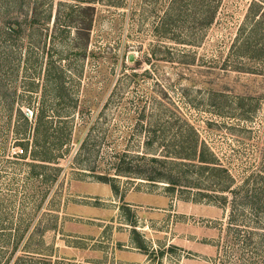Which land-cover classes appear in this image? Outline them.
<instances>
[{"label":"rangeland","instance_id":"rangeland-1","mask_svg":"<svg viewBox=\"0 0 264 264\" xmlns=\"http://www.w3.org/2000/svg\"><path fill=\"white\" fill-rule=\"evenodd\" d=\"M15 1L0 0V54L16 66L0 80L14 105L0 100V264H264L257 235L248 244L227 235L228 207L195 200L212 188L207 178L169 191L135 177L149 167L136 159L134 173L114 176L115 191L83 169L115 173L109 163L122 152L156 147L168 161H188L180 154L198 142L230 171L232 187L264 185V19L248 38L254 0H220L215 14L216 0ZM90 20L82 55L74 35ZM50 59L65 70L46 81ZM45 90L50 110L62 111L57 96L75 106L64 113L71 143L54 184L33 175L31 147L18 144L20 109L32 118L27 104ZM81 143L86 161L73 164ZM197 170L179 172L187 181Z\"/></svg>","mask_w":264,"mask_h":264},{"label":"trees","instance_id":"trees-1","mask_svg":"<svg viewBox=\"0 0 264 264\" xmlns=\"http://www.w3.org/2000/svg\"><path fill=\"white\" fill-rule=\"evenodd\" d=\"M15 0H10L14 2ZM45 1V0H42ZM218 1V2H217ZM8 2V1H7ZM16 2V1H15ZM214 6L209 5V8L215 11L217 10L220 0H216ZM31 13L35 11L38 12L39 4L33 2ZM11 4H5L4 11L11 12L13 9L17 12V9ZM257 5L260 13L251 12L253 8L251 7L250 13L247 14V17H252L255 20V24L252 26L250 32L248 33V38L255 36L258 33V26L260 25L262 19H264V0H254L251 6ZM91 10V5H86L85 7L78 6V13H89ZM76 11V10H75ZM29 13V10L26 12ZM214 14H212L211 19H213ZM88 27H79L76 34L74 35V41L76 48L80 50L79 53L86 54V49L88 47V41L90 38V23ZM14 28L10 26L9 30H4V34L7 33L8 36H11ZM82 41V42H81ZM0 53H1V44H0ZM83 55V54H82ZM30 61L28 58L26 60ZM15 64L12 59L3 58L0 54V80L7 75V72L10 74L14 72ZM7 69V71H5ZM65 68L61 65H57L55 61H47L44 67V75L46 81H51L57 79V75L61 74ZM57 72V75H54ZM60 72V73H59ZM0 100L4 107L8 110L13 108V103L11 100H8L4 94H0ZM55 104L59 107L62 105V111L50 110L49 97L47 91L43 93L42 97L39 100L38 105H32L31 103L27 104L28 107L32 108V118L27 116L21 109L20 112L24 117V125L18 128L20 134V143L22 152L27 151L30 146V158H31V167L33 175L38 178H42L41 181H52L54 184L60 175L62 166L60 165V160L63 158L64 154L69 151V146L71 143V134L66 131L68 126V118H71V115H67L66 112H75V106L72 111L67 110V105L62 104L65 102V97L57 96ZM71 110V106H70ZM59 116L60 121L55 123L56 117ZM66 116V117H65ZM150 146H154L153 143H149ZM154 148V147H153ZM87 151V148L84 143L78 148L77 154L74 156L72 163L75 164L86 161L83 158V154ZM162 152V151H160ZM212 154L211 157H207V148L200 149L198 148V142L192 143L190 146V155L180 154V158H187L188 161H177V159H171L173 161H168L169 155L159 153V147L153 149V151H145L143 155L133 156L130 152H122L119 155H122L119 161H111V164L115 170V173L101 172L97 170L99 165L95 163L94 166L88 169V171L93 172V176L97 180L102 182H107L112 184L113 189L116 191L118 188L116 184L112 183L115 175H126L125 172L134 173L132 163L136 159H143L149 167L144 171L145 173H137L135 177L143 178L151 182H166L168 184L167 190L175 191L177 187L181 186H192L200 188L199 184H202L201 180H204L212 186L210 191L205 192L199 190L195 193L196 201L206 200L211 203H219L222 206L228 207V225H227V235H231L234 241H240L247 243L255 242V235L258 236L260 243H264V185L259 186L257 183H250V181L243 183L242 185L233 186L232 182L235 180L230 171L224 167L221 162L217 161L214 153L208 151ZM78 153H80L78 155ZM208 154V153H207ZM82 155V157H81ZM116 157L118 155H115ZM126 156L129 157V160H126ZM114 162V163H113ZM171 163V164H169ZM173 163H176L172 166ZM188 163L196 164L198 170L190 175V178L196 177L197 182L194 183L191 179L187 178L180 174L179 169L181 166H185ZM126 165V167H123ZM171 165L172 167L166 171V166ZM179 166V168H178ZM37 169V170H36ZM49 170L51 173H47ZM222 172V173H221ZM130 176V175H129ZM50 178V179H49ZM189 180V183H188ZM191 180V181H190ZM255 182V181H254ZM192 184V185H190ZM175 188V189H174Z\"/></svg>","mask_w":264,"mask_h":264}]
</instances>
